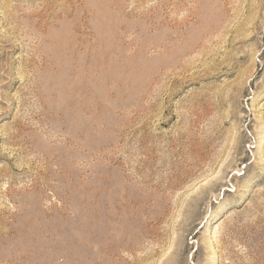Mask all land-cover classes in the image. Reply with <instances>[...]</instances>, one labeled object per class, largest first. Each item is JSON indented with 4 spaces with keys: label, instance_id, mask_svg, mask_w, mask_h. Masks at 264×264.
I'll return each mask as SVG.
<instances>
[{
    "label": "rangeland",
    "instance_id": "obj_1",
    "mask_svg": "<svg viewBox=\"0 0 264 264\" xmlns=\"http://www.w3.org/2000/svg\"><path fill=\"white\" fill-rule=\"evenodd\" d=\"M0 264H264V0H0Z\"/></svg>",
    "mask_w": 264,
    "mask_h": 264
}]
</instances>
